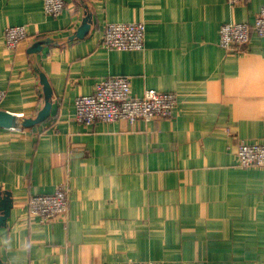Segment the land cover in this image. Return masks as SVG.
<instances>
[{
	"label": "crops",
	"instance_id": "1",
	"mask_svg": "<svg viewBox=\"0 0 264 264\" xmlns=\"http://www.w3.org/2000/svg\"><path fill=\"white\" fill-rule=\"evenodd\" d=\"M0 0V110L34 119L52 88L51 117L0 129V188L13 200L0 229L8 264H264V168L238 166L241 143L264 144V39L242 53L220 47L225 24L253 25L264 0ZM87 8V10H86ZM86 12L84 39L70 41ZM109 24L144 23L145 50L109 51ZM34 40L9 53L4 34ZM53 44L32 55L39 41ZM131 78L132 95L174 93L170 119L85 126L75 101L102 79ZM66 185L67 220L41 222L28 201Z\"/></svg>",
	"mask_w": 264,
	"mask_h": 264
},
{
	"label": "built area",
	"instance_id": "2",
	"mask_svg": "<svg viewBox=\"0 0 264 264\" xmlns=\"http://www.w3.org/2000/svg\"><path fill=\"white\" fill-rule=\"evenodd\" d=\"M227 1L235 7L247 0ZM65 9V0H44V11L49 17L57 19ZM5 33L4 40L9 53L17 51L22 43L34 40L26 26L10 27ZM219 35L222 49L229 53H242L249 47L254 35L264 39V7L260 9L253 25L225 24ZM103 36L101 44L106 50L125 53L145 50L144 23H108ZM5 96V91L0 88V107ZM177 107L178 98L171 92L147 90L143 97H134L131 78L124 75L102 79L95 85L92 95L78 97L75 101V119L85 126L127 122L133 129L140 122L170 119ZM17 130L23 131L21 128ZM237 161L241 168H264V144L241 143L237 150ZM69 205L66 185L59 187L53 195L32 197L27 203L30 217L44 223L67 220Z\"/></svg>",
	"mask_w": 264,
	"mask_h": 264
},
{
	"label": "water",
	"instance_id": "3",
	"mask_svg": "<svg viewBox=\"0 0 264 264\" xmlns=\"http://www.w3.org/2000/svg\"><path fill=\"white\" fill-rule=\"evenodd\" d=\"M87 10V8H86ZM92 26V17L90 13L86 12V16L83 20V23L77 33L74 36L70 37V41L74 40H82L86 36H88ZM53 44L51 39H46L39 41L33 45L30 49V53L32 55L40 54L43 51V48L46 46H50ZM37 72L40 83L43 87L44 97H45V104L43 109L39 112L36 118L34 119H24L18 118L17 116L0 110V129L5 130H13V129H31L38 125L43 124L51 117L52 111V97L53 91L52 88L47 80V77L44 73H42L39 68H35ZM13 208V200L10 193L4 192L0 188V229L5 228L7 225V221L11 216V211ZM0 264H8L3 262L0 258Z\"/></svg>",
	"mask_w": 264,
	"mask_h": 264
}]
</instances>
